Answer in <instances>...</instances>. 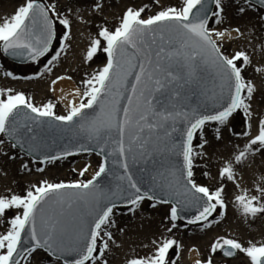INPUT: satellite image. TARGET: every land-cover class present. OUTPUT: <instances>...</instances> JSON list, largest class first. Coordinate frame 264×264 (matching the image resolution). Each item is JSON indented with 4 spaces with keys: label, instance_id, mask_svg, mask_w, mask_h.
I'll list each match as a JSON object with an SVG mask.
<instances>
[{
    "label": "snow or ice",
    "instance_id": "6c2138e0",
    "mask_svg": "<svg viewBox=\"0 0 264 264\" xmlns=\"http://www.w3.org/2000/svg\"><path fill=\"white\" fill-rule=\"evenodd\" d=\"M153 3L159 10L147 18L142 14L149 5L128 6L117 17L118 23L113 27L105 24L97 26L83 61H92L102 52L106 62L92 72H85L80 81L81 87L73 92L79 101L69 100L66 114H56V105L51 101L37 106L23 92L0 89V134H4L0 137V155H7L5 137L11 149L32 155L41 144L39 130L60 128L77 135L86 133L99 148L97 154L104 157L92 179L86 182L40 181L23 194L11 190L0 194V226L4 228L0 231V264H31V258L37 251L45 252L57 262L63 260V264H108L105 257L110 242H114L113 233L109 230L115 227L112 219L114 209L122 204L128 212L135 213L146 200L155 201L149 205L153 208L157 204L170 206L166 219L171 227L165 229L168 235L161 232L150 241L151 247L146 255L134 252L126 258L125 264H176L175 260L169 259L171 250L175 249L179 255L182 247L171 235L178 226L175 222L186 220L185 227L199 224L203 229L219 222L228 208L223 183L205 186L194 180L195 160L206 155L203 149L208 144L203 129L209 123L218 125L215 138L219 140L222 138L220 129L229 127L233 117L240 113L244 116L247 130L233 134L248 138L247 142L243 148L235 147L232 154L223 160L218 177L221 181H232L240 190V194L233 197V206L245 221L264 218V176L259 178V183H254L256 194L251 195L248 189H240L236 179L237 167L247 164L249 158L258 153L264 154V115L258 117L257 132L251 135L255 115L251 105L256 87L243 75L252 63L251 58L244 51L225 55L220 42L231 39V32L208 26L210 22H223L224 0H181L180 6L166 7L160 5V0H153ZM233 3L240 14L253 7L264 8V0H233ZM103 8L104 0H92L88 6L90 13L102 12ZM72 11L71 7L61 11L56 2L22 0L11 15L0 17V53L36 64L45 60L43 70L51 72L54 63L70 47L71 19L65 13L71 14ZM80 12L81 8L77 7L76 13ZM76 19L83 20V17L77 15ZM260 19L264 22V16ZM57 25L63 28L60 35L57 34ZM165 29L184 38L181 49L189 46L190 42L191 51L174 47L167 52L164 47L154 50L155 39L149 44L147 37H155L158 31ZM232 32L242 35L238 27ZM201 60L210 62L215 68L220 91L213 94L211 105L199 103L193 107L185 103L184 87L193 79ZM185 68L189 70L188 79L180 74ZM254 70L264 74V66ZM0 74L18 78L12 71ZM41 75L43 72L37 71L25 78ZM65 78L71 79L70 76H60L52 83ZM181 80L184 84H180ZM21 116L24 118L23 125L20 123ZM177 122H180L179 130ZM133 128L137 134L126 142L125 134ZM229 131H233L231 127ZM197 135L200 143L194 145ZM153 138L158 141L163 139L166 146L171 143L170 150L182 157V161L171 166L169 175L178 174L185 194H191L190 205L197 208L191 218L180 215L189 205L180 199L184 194L176 192L170 183L165 186L158 184L155 177L147 179L149 173L143 168L136 170L141 175L134 178L131 168L136 161L134 152L137 148L147 152ZM79 151L96 149L80 145L75 152L64 149L57 155L46 154L41 162L66 159ZM15 158V155L9 156V159ZM110 158H114L113 163L123 169V174L118 177L123 183L117 186L118 194L98 195L94 184L97 178L106 172L115 173V169L107 168ZM21 168L27 169L28 163H22ZM87 170L86 166L80 175L83 176ZM37 171L43 169L38 168ZM70 189L77 190L73 195L78 200L91 202L92 205L89 211L81 214L75 234H70L59 219H44L41 215L47 200L62 196ZM9 211H14L15 215L9 217ZM217 212L219 215L214 216ZM215 254L225 258V264L227 258L234 259L240 255L247 264H264V241L249 239L245 244L240 238L220 235L210 243L209 255L195 260L194 264H214Z\"/></svg>",
    "mask_w": 264,
    "mask_h": 264
},
{
    "label": "rangeland",
    "instance_id": "374dc122",
    "mask_svg": "<svg viewBox=\"0 0 264 264\" xmlns=\"http://www.w3.org/2000/svg\"><path fill=\"white\" fill-rule=\"evenodd\" d=\"M123 0H104L105 4L111 9L112 12H115L113 16L108 18L107 15V7L104 6L103 11L100 12L105 18H107L108 22L106 23V26L113 27L118 23L117 17L122 14V12L125 10L128 6L133 7H140L142 5H149V7L146 9V11L142 14L144 18H147V16L154 14L156 11L159 10V7L156 6L153 3V0H126L125 5L122 9H119L115 5L118 2H121ZM5 2H8V0H0V17L3 15V8L5 5ZM19 3L22 2V0H18ZM44 2V0H42ZM47 3H53L56 2L58 4V7L61 8V11H64L65 8L71 7L72 13L66 15L73 16L72 14H75V18L77 15L83 17V20L76 19L74 22L71 23V39L69 41L70 47L67 48L64 53L61 55L59 60H57L54 63V69L52 66V70H56V67L59 66L58 62L65 65L66 67L63 68L64 70H67L69 72V75L71 77V80H73L78 87H81L80 81L84 77L85 72H92L96 70L99 67H102L103 64L106 62V56L105 54L98 53L96 57L92 61H89L85 63L83 61V57L86 53V49L88 45L90 44V39L93 35H95L97 31L98 20H96L93 15L98 14L97 13H90L88 10V6L92 3V0H46ZM161 6H169V5H181V0H160ZM225 10L229 9L231 10L233 7L236 8L235 3H233V0H224ZM81 8L80 13H76V8ZM248 11H251L252 13L256 14L259 18L261 16H264V9L261 7H253L251 9H248ZM235 18H238V15L235 16ZM261 20V19H260ZM84 21H87L85 23ZM264 23V22H263ZM209 28H216L217 30H224L228 29L229 32L232 31L234 26L230 27H222L223 22L220 24H215L213 22L209 23ZM237 27V26H236ZM63 32L62 26L57 25V34L60 35ZM241 32V31H240ZM244 35H237L234 36L231 39H225L224 41H221L222 45V51L225 55L232 56L237 51H244L243 48H239L241 45L240 43L243 41ZM235 49H238L237 51ZM245 52V51H244ZM254 53L253 58H251L252 63L247 67V69L244 71L243 75L247 78L252 80L253 84L256 87V92L254 95L257 99H253L256 104L264 106V74L257 73L254 69L256 67L261 66V58L260 53L257 51H253ZM65 59H68L67 62H64ZM46 63L45 60H41L39 64L36 63H27V64H18L10 61L8 58H6L2 53H0V68H3L4 71H12L15 74V77L18 78H12L7 77L9 79H12L16 81V84H14L11 87H8L6 89H12L14 92H23L26 97H31L32 101L35 105L40 106L44 103H47L51 101L56 105L54 111L58 115L66 114L67 107L64 105V103L57 97H55L52 92L49 90V80L52 76L51 72H47L43 70V65ZM60 67V66H59ZM2 71V72H4ZM37 71L44 72L43 75L39 77H34L31 79L25 78V77H31L34 73ZM50 73L51 75H47ZM57 74V73H56ZM21 81V82H20ZM20 83V84H19ZM23 85V86H22ZM79 101V98H78ZM77 101V102H78ZM252 101V103H253ZM252 106V105H251ZM243 117V114H237L233 117V121H235V125L240 127L243 124L241 123V119ZM231 120V121H232ZM218 125L215 123H209L206 125L203 129V135L207 138L208 144L204 147L203 151L206 153L204 157H198L195 160V167L193 169L194 171V180L197 184L205 185V186H212L211 179L209 176H205L204 173L207 172V169L209 167H214V158H211L209 160V155L216 150L217 145L220 142V139L217 140L215 138L216 135V128ZM229 127H223L220 129V134L226 133L228 131ZM0 137H3V134H0ZM6 143L4 145V148L8 147L10 150H12L14 155H18L20 157H26L28 161V168L24 169L25 173H33L35 179L30 180L26 182V184L23 186L24 190L23 192L30 188L32 185H38L40 181H48L51 183H73V182H86L89 180L95 172L98 170L99 165L101 163V158L93 153V152H80L76 155H72L67 157L66 159H61L55 162H41V161H35L31 159L26 154L20 152L18 149H11L8 146L7 139L5 138ZM200 143V137L199 135L196 136L194 139V145ZM19 157V158H20ZM55 165V167H53ZM87 166L88 170L85 172L83 176L80 175L81 170H83ZM43 169V171H37V169ZM3 187V179L0 178V194H4L5 192L2 190ZM144 203V205H142ZM151 203H155V201H144L142 202L140 208L138 211L142 210L144 212H150V210H157L158 206L160 207H167L169 210V205L164 204H157L155 208L150 207L149 205ZM146 204V205H145ZM133 213L128 212V208L124 206H117L114 209L113 217L112 219L115 222V227L109 229L114 236V241L118 236H121L127 225L131 222H128V219L132 216ZM9 217L15 215L14 211H9L7 213ZM219 212L215 213L214 216H218ZM210 219H212L210 217ZM220 221V220H219ZM175 223H177L178 226L185 227V221L178 220ZM215 224V223H213ZM212 224V225H213ZM211 225V226H212ZM210 226V227H211ZM187 227L191 228H198L201 226L199 224L196 225H187ZM210 227L203 228L208 229ZM180 228V227H179ZM123 229V231H120ZM202 229V230H203ZM3 226H0V231H3ZM264 232V228H260L259 226L253 228V230L250 232L251 234L247 237L246 243L249 239H254L256 242H262L264 241V233L260 235V233ZM173 237V236H172ZM114 242H110V247L113 245ZM198 259L206 258L209 255V249L208 250H198ZM41 256L42 258H45L47 261H49L50 264H63L62 261H55L54 258L49 257L45 252L43 251H37L35 254H33L31 258V262L34 261L37 257ZM185 254H179L177 255V252L175 249L170 251L169 259L175 260L176 264H194L191 260L185 259L184 261H180L179 258H185ZM214 264H225V258H223L220 254H215L214 257ZM226 264H247V261L243 258L242 255L237 256L236 258L232 259H226Z\"/></svg>",
    "mask_w": 264,
    "mask_h": 264
},
{
    "label": "bare ground",
    "instance_id": "6f19581e",
    "mask_svg": "<svg viewBox=\"0 0 264 264\" xmlns=\"http://www.w3.org/2000/svg\"><path fill=\"white\" fill-rule=\"evenodd\" d=\"M125 3L126 0H123L118 2L115 6L122 9L123 6H126ZM18 5V0H8V2H5L2 10V17L5 15H11ZM104 6L107 7L106 10L108 18L113 16L115 12H112L111 9H109L111 6L106 5L105 2ZM72 15L73 16H70L71 23L76 20L75 14ZM236 15H238V18H235ZM93 17L98 20V24L101 23L106 25L108 22L107 18H105L100 12H98V14H94ZM231 25L234 26V28L238 27L244 35L239 48H243L250 58H253V51L259 52L261 54V66H264V23L260 20V18L248 10H246L245 13L240 14L235 7L231 10L229 9V11L224 8L222 27H230ZM234 36H236V33L231 31V38ZM235 50L237 51L238 49ZM67 61L68 59L64 60V62ZM58 64L60 67L57 66L56 70L51 71L52 76L49 80V90L55 97L59 98L64 105L67 106L69 100L76 99V101H78V97L73 96L74 89L78 86L73 80L67 78L57 80L55 84L52 83V81L56 80L57 77L70 76L69 72L63 69L66 66L60 62H58ZM2 71H4L3 68H0V73H2ZM47 75L51 74L48 73ZM16 83V81L0 74V89H6ZM254 99H257L255 95ZM252 109L255 115L252 119L251 135L254 136L257 132L256 125L258 117L260 115H264V106L256 104V102L253 101ZM241 123L243 126L241 125L238 127L235 125V121L232 120L230 122L229 127H231L233 131L230 132L228 129L226 133L220 134L222 138L220 139L216 150H214V152H212L207 159H215L213 162L214 167H209L207 169V172L209 173L208 176L211 179L210 184L212 186H219L223 183L225 186L228 203L226 215L221 218L219 222L213 224L210 228L205 230H202L200 227L191 228L182 226H177L173 229L171 234L173 236L172 238L179 241L182 245L179 254H185V258H179L180 261H184L187 258L194 263L195 260L198 259V250H208L210 243L217 236L230 235L240 238L245 242L247 237L251 234L250 232L253 228L257 226L264 228V218H257L254 222L245 221L239 211H237V209L233 206V197L240 194V190L235 187V184L232 181H221L218 177V169L222 166L223 160L232 154L235 147L239 146L240 148H243V145L247 142L248 138L242 135L233 134L243 133L247 130L244 124V116L241 119ZM5 150L7 155H0V178L3 179L2 190L4 192L11 190L12 192L21 193L24 190L23 186L26 182L34 180L35 177L33 173H25L24 169L21 168L22 163H28L26 157L15 155V159H9V156L14 154L8 147H6ZM253 159L254 162H252ZM53 167H55V165H53ZM236 172V179L240 184V189H248L250 195L256 194L254 183H259V178L264 176V154L258 153L254 158L250 157L247 164L236 168ZM142 205H144V203ZM168 211L167 207L162 208L158 206L157 210H150L149 213H143L142 210L133 213L128 219V222H132L127 225L124 233L121 236H118L113 245L109 247L105 257L108 264H125L126 258L133 255L134 252L139 255H146L148 249L151 247L150 241L154 237H158L161 232L168 235L165 232L166 228L171 227V223L166 219ZM263 233L261 232L260 235ZM145 245L148 247L146 248ZM189 249L194 250L190 251ZM31 264L50 263L45 258L38 255V257L34 259Z\"/></svg>",
    "mask_w": 264,
    "mask_h": 264
},
{
    "label": "water",
    "instance_id": "95a60500",
    "mask_svg": "<svg viewBox=\"0 0 264 264\" xmlns=\"http://www.w3.org/2000/svg\"><path fill=\"white\" fill-rule=\"evenodd\" d=\"M161 36H163V39H161ZM153 38L155 39L156 44L152 45V48L157 51L159 50V47H164L165 52L170 51L172 47L181 49V45L185 42L184 38L176 36L175 34L168 32L166 29L163 32L158 31L155 37L151 35L147 37V42L151 44ZM181 50L190 52V42L189 46ZM3 55L16 63H29L23 58H12L10 56H7L6 54ZM188 71L189 70L185 68L183 72L180 73L184 76V79H188ZM180 84H184V80H181ZM150 86L151 84H149V87ZM219 91L220 81L219 77L216 74L215 68L211 65L210 62L205 63L203 60H201L195 69L193 79L189 80L187 85H185L184 87V92L187 96L185 103L193 107H195L199 103L211 105L213 103V94H218ZM194 92L195 94H193ZM20 123L21 125H23L24 123L23 116H21L20 118ZM179 127L180 122H177V130H179ZM146 132L147 130H145V134ZM136 134L137 130L135 128L126 132V142L131 138V136H134ZM178 134L179 131H177L176 135ZM29 135H31V133ZM39 138L41 140L39 149L36 152L32 153V155H30L36 160H43V157L46 154L57 155L64 149L75 152L79 149L80 145H88L92 148H95L96 153L99 151V148L96 146L95 141L89 140L86 133H80L79 135H77L73 132H69L60 128H47L39 130ZM171 147V143H168L166 146L163 139L158 141L153 138L152 146L147 152H144L139 148L136 149V151L134 152L136 161L132 163L131 168L135 173L134 178H139L141 175L136 170L143 168L149 173V175L146 177L147 179L155 177L158 184L163 183L165 184V186L170 183L176 192L184 194L180 196V199H184L185 204L189 206L185 207L184 211L181 212L180 215L185 216L186 218H191L197 212V208L190 205L191 194H185V190L182 186L183 182L181 181L178 174L169 175L171 166L175 165L177 161H182V157L175 155L173 151L170 150ZM102 158L104 157L102 156ZM113 159L114 158L109 159L107 168L110 170L115 169V173L113 174L111 172H106L105 174H102L101 177L97 178V180L94 182L96 186L95 192L98 195L108 194L109 192L118 194L117 186L123 183L118 179L119 175L123 174V169L114 164ZM146 186L147 185H144V187ZM76 191L77 190L70 189L65 191L62 196L52 197V199L47 200V203H44L41 212V215L44 219H59L68 229L70 234H75L81 214L89 211L92 206L91 202L78 200L73 195V193H75ZM67 258L71 259L72 257Z\"/></svg>",
    "mask_w": 264,
    "mask_h": 264
}]
</instances>
